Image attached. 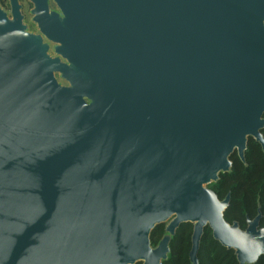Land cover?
<instances>
[{"label":"water","instance_id":"water-1","mask_svg":"<svg viewBox=\"0 0 264 264\" xmlns=\"http://www.w3.org/2000/svg\"><path fill=\"white\" fill-rule=\"evenodd\" d=\"M54 1L39 34L0 8V264H163L188 223L191 264L206 228L256 264L260 209L230 224L209 186L264 150V0Z\"/></svg>","mask_w":264,"mask_h":264},{"label":"trees","instance_id":"trees-1","mask_svg":"<svg viewBox=\"0 0 264 264\" xmlns=\"http://www.w3.org/2000/svg\"><path fill=\"white\" fill-rule=\"evenodd\" d=\"M264 135V129L262 130ZM232 169L230 173L221 174L216 184L209 186L220 200L228 194L231 196L230 205L225 212V219L230 224L237 222L242 229L247 226L248 219H254L260 209L262 218L260 227H264V150L252 138L248 141L245 152V163L237 153L231 156ZM193 226L182 224L170 243L168 260L163 264H191L189 252ZM165 234V225L157 226L151 241L155 247ZM199 264H239L233 250H227L213 239L212 232L206 228L201 240L198 253ZM141 264V263H139ZM256 264H264V256Z\"/></svg>","mask_w":264,"mask_h":264},{"label":"flooded vegetation","instance_id":"flooded-vegetation-1","mask_svg":"<svg viewBox=\"0 0 264 264\" xmlns=\"http://www.w3.org/2000/svg\"><path fill=\"white\" fill-rule=\"evenodd\" d=\"M38 2H42V0H38ZM33 7L34 5L32 3V0H0V8L2 9V11L5 12L8 18L13 19L15 15L21 17L22 23L26 26L28 32L39 34V29H37L36 24L33 22V16L31 14ZM49 8L52 12L57 14L58 18L68 21L66 16L60 14L59 6L54 0H49ZM110 21L115 29L120 27L119 32L116 30L112 32L115 41L117 42V38L119 37L120 41L124 42L125 38L123 35H126L128 26L126 11L122 12L120 16H118L114 11H112L110 14ZM87 30L89 32H93L92 27H88ZM131 30H133V16L131 22ZM56 45H61V42L58 41L55 43H51L50 55L53 58H60L62 62H65V59H63L62 55L55 53L54 47ZM55 77L61 85H68L67 82L60 78V74L56 73Z\"/></svg>","mask_w":264,"mask_h":264}]
</instances>
